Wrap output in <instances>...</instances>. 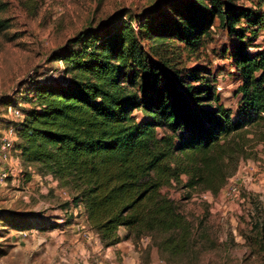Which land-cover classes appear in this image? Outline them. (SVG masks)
<instances>
[{"label":"trees","instance_id":"obj_1","mask_svg":"<svg viewBox=\"0 0 264 264\" xmlns=\"http://www.w3.org/2000/svg\"><path fill=\"white\" fill-rule=\"evenodd\" d=\"M250 1L166 0L136 24L128 12L114 15L54 52L63 78L34 82L35 98H26L33 107L11 123L16 148L69 191L75 206L84 205L106 247L120 243L125 228V238L151 235L171 254L187 252L192 223L164 188L177 182L218 192L247 149L246 136L264 126V48L249 50L251 38L264 34V0ZM8 27L0 20V30ZM216 27L236 38L237 111L198 68L189 75L198 87L172 68L178 54L169 44L195 53ZM8 219L18 231L59 226L44 211Z\"/></svg>","mask_w":264,"mask_h":264},{"label":"rangeland","instance_id":"obj_2","mask_svg":"<svg viewBox=\"0 0 264 264\" xmlns=\"http://www.w3.org/2000/svg\"><path fill=\"white\" fill-rule=\"evenodd\" d=\"M165 1L0 0V20L9 24L8 28L0 30V130L15 122L8 114V104L5 105L4 100H13L12 104L22 103L25 109L32 108L34 104L26 98H35L34 82L63 78L64 62L52 58L69 39L86 28L98 29L101 24L107 25L114 15L127 12L136 24L146 12L162 7ZM239 2L249 6L254 3L250 0ZM235 40L225 29L216 27L195 53L188 52L183 45L176 48L178 43L169 45L178 54L177 64L173 62L172 68L179 70L187 83L200 85L189 77L195 72L194 68H198L196 72L215 84L225 106L237 111L241 99L237 89L242 78L230 56ZM143 43L148 48L153 46L152 41ZM250 44L251 52L262 50L263 32L252 37ZM225 49L228 52L224 56ZM134 114L138 119L144 116L138 110ZM261 134H264V126L257 127L246 136L250 140L247 149L218 192L204 186L190 189L177 182L164 188L163 191L192 223L193 239L187 252L171 254L157 245L158 237L125 238L127 230L120 229L124 239L110 247L111 256L108 258H111V263L264 264V141L260 140ZM13 154L12 166L0 164L4 171H9L7 177L0 172V264H79L78 250L72 241L69 246V235H73V230L82 231L85 225L81 206L72 203V195L61 189L51 175H42L39 164L23 161L19 149ZM257 163L260 164L258 176H253V181L246 180L251 176L249 165ZM234 187L236 192L232 191ZM34 210L57 217L54 222L60 226L53 235L55 240H51L49 256L34 244L38 240H34L36 233L32 230H26L27 236H23L21 231V236L28 239L25 246L18 247L12 240V234L18 230L12 227L8 218L15 213ZM64 227L69 231L61 233ZM61 238L63 241L57 245L56 241ZM103 246L102 249L106 248Z\"/></svg>","mask_w":264,"mask_h":264},{"label":"crops","instance_id":"obj_3","mask_svg":"<svg viewBox=\"0 0 264 264\" xmlns=\"http://www.w3.org/2000/svg\"><path fill=\"white\" fill-rule=\"evenodd\" d=\"M14 160V159H13ZM13 160L11 161V166L14 164ZM9 166V165H6ZM4 167V166H3ZM3 167H0V172L3 173L4 169ZM9 174V173H8ZM14 175V174H13ZM56 185V184H55ZM55 187V186H54ZM81 206V214L84 217V205H80ZM31 210V209H30ZM35 212L39 211V210H34ZM47 215V214H46ZM57 217H53V220L56 221ZM61 220H63V218H61ZM58 223V222H56ZM85 227H88L87 230H83ZM60 228V226H58L57 228L54 229H48V230H32L36 233V235L31 234L33 236H35L34 240H38L37 242H35L34 244H37L39 247H41V249L43 251L46 252V255H48V253L50 252L51 249V240H55L53 239V235H55V231H58ZM82 231H74L72 232V236H70V242H69V246H71V243H73V245H75V247L77 248V252L79 255V259H81L79 264H112V260L111 258H108L111 256L110 253V247H106L104 249H102L103 243L100 239V237L98 236L97 233H95L89 226L88 222H86L85 220V225L82 227ZM121 229H125V228H121ZM64 231H69L68 228L64 227L61 230V233H63ZM32 233V232H31ZM51 235V238H50ZM97 237V238H94ZM94 239V241H93ZM12 240L14 241L13 243L15 245H18V247H22L25 246L26 241L22 236H21V231H15L14 234H12ZM63 239L61 238V240L56 241L57 245L60 244V242H62ZM69 241V240H68ZM72 241V242H71ZM30 245H32L31 243H29ZM120 244V243H118ZM67 246V245H66ZM73 248V246H72Z\"/></svg>","mask_w":264,"mask_h":264},{"label":"built area","instance_id":"obj_4","mask_svg":"<svg viewBox=\"0 0 264 264\" xmlns=\"http://www.w3.org/2000/svg\"><path fill=\"white\" fill-rule=\"evenodd\" d=\"M22 105H23L22 103H18V104L10 103L6 106L8 114L11 115L15 119V121L21 120L24 117ZM15 138H16V131L14 126L11 125L6 129L0 130V164L4 163L5 166L6 165L11 166V161L14 159L13 152L17 150ZM259 165L260 164L258 163L249 165L248 170H250L251 176L246 177V180L253 181L254 180L253 176H258L257 168ZM8 173H9L8 170L3 171V177H7ZM232 191L236 192L237 188L236 187L232 188ZM22 235L27 236L28 234L26 231H23Z\"/></svg>","mask_w":264,"mask_h":264}]
</instances>
